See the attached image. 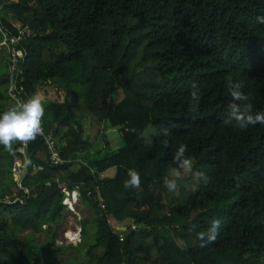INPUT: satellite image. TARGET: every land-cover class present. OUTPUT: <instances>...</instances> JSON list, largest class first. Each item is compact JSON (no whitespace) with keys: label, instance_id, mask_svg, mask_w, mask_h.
Returning a JSON list of instances; mask_svg holds the SVG:
<instances>
[{"label":"trees","instance_id":"trees-1","mask_svg":"<svg viewBox=\"0 0 264 264\" xmlns=\"http://www.w3.org/2000/svg\"><path fill=\"white\" fill-rule=\"evenodd\" d=\"M0 10L36 33L20 42L25 88L30 96L52 90L41 124L66 161L50 166L38 135L14 149L25 167L9 188L11 204L0 202V264H32L38 246L18 234L45 226L53 234L63 220L56 180L78 186L79 201L92 208L82 223L83 235L95 228L85 264H261L264 125L241 131L222 120L229 79L254 112L264 111V0H0ZM0 53L3 113L10 103ZM108 129L123 142L113 155ZM180 144L206 182L183 170L172 175ZM129 170L139 173V187H123ZM165 179L176 180L175 192ZM213 219L221 222L216 239H197Z\"/></svg>","mask_w":264,"mask_h":264},{"label":"clouds","instance_id":"clouds-1","mask_svg":"<svg viewBox=\"0 0 264 264\" xmlns=\"http://www.w3.org/2000/svg\"><path fill=\"white\" fill-rule=\"evenodd\" d=\"M264 23V18L260 20ZM242 85L233 82L231 79L227 82V91L230 102L223 114L222 123L226 127H234L241 131L248 129L250 126L264 125V111H255L252 103L249 102L248 96L241 90ZM190 98L198 102L199 93L195 84L191 85ZM44 106L42 101L35 95L22 101L3 113H0V147L11 150L14 142L27 143L36 138L41 132V119L44 116ZM188 146L180 144L173 155V162L176 167L171 170L172 175L179 178L180 171L191 173L206 182V176L203 172L194 171L192 160L186 156ZM129 178L124 181L125 189L139 187L140 175L135 170H129ZM164 185L169 192L177 190L176 180L165 179ZM71 200V198H70ZM221 226L219 219H213L211 226L206 232H198L197 239L211 242L218 235V229Z\"/></svg>","mask_w":264,"mask_h":264},{"label":"rangeland","instance_id":"rangeland-1","mask_svg":"<svg viewBox=\"0 0 264 264\" xmlns=\"http://www.w3.org/2000/svg\"><path fill=\"white\" fill-rule=\"evenodd\" d=\"M1 59L2 54L0 53V61ZM0 70L2 72L4 71L1 65ZM43 92L49 94V97L43 95ZM37 97L42 101V104H45L53 98V92L50 88L46 89L42 86L38 89ZM122 97V91L118 90L112 96V100L116 103ZM1 104L2 102L0 101V105ZM104 138L108 143V152L112 153L111 155L116 153L117 149L123 145L118 133L114 129H108L105 132ZM99 142L100 141H98L95 148L91 150L92 154L101 149L102 143L99 144ZM18 143L19 142H14L11 150L6 149L4 153H0V202L4 201L11 204L9 201H11L14 195L9 196V188H11L13 181H16V183L20 182L24 172L25 161L15 156L14 152ZM62 204L65 206L64 217L59 225L53 226V234L48 233L47 226L43 227L42 231L37 234H32L29 231L18 234L20 239L32 240L38 246L33 254L32 264H45L49 258V253H53L50 258V264H85L86 249L93 244L95 228L92 224H89L85 228V235H83L82 223L90 218L92 215V208L80 201L76 204H74V202L68 203L69 205L66 204V202ZM69 232L78 234V238L74 241L69 240ZM180 246H182V243ZM263 258L258 262L264 264ZM250 264L254 263L250 262Z\"/></svg>","mask_w":264,"mask_h":264},{"label":"built area","instance_id":"built-area-1","mask_svg":"<svg viewBox=\"0 0 264 264\" xmlns=\"http://www.w3.org/2000/svg\"><path fill=\"white\" fill-rule=\"evenodd\" d=\"M5 18L11 28H8L2 24V20ZM11 15L4 16L0 10V51L3 50L7 54V85H6V96L10 103V108L17 106L22 101H26L29 99L30 95L27 94L25 85V56L26 51L20 45V42L25 39H31L36 36V33L33 30L28 28H23L22 25L12 20ZM14 31V33L12 32ZM41 132L38 136L42 137L44 143L49 151V165L53 167H59L65 164L66 161L62 159L58 148L56 147L55 140L53 138L52 133L46 134L44 128L41 124ZM76 165H85L80 163V161H75ZM91 173H94L95 170L89 168ZM58 188L64 194L63 202L66 204L73 203L76 204L80 200L79 187L75 186L72 191L69 190V186L66 182L56 180L55 181ZM76 195V197H74ZM87 197H92V190H87ZM71 198V200H70ZM100 207L102 209L105 208L102 199H98ZM68 204V205H69ZM113 226H128L131 221H127L125 223H118L116 221H109Z\"/></svg>","mask_w":264,"mask_h":264},{"label":"bare ground","instance_id":"bare-ground-1","mask_svg":"<svg viewBox=\"0 0 264 264\" xmlns=\"http://www.w3.org/2000/svg\"><path fill=\"white\" fill-rule=\"evenodd\" d=\"M74 197H76V195H74ZM78 238V234H73V232H69L68 233V239L71 240V241H74ZM77 243V242H76Z\"/></svg>","mask_w":264,"mask_h":264},{"label":"water","instance_id":"water-1","mask_svg":"<svg viewBox=\"0 0 264 264\" xmlns=\"http://www.w3.org/2000/svg\"><path fill=\"white\" fill-rule=\"evenodd\" d=\"M8 204H9V203H8ZM182 249H183V250H186V247H185L184 245H182Z\"/></svg>","mask_w":264,"mask_h":264},{"label":"crops","instance_id":"crops-1","mask_svg":"<svg viewBox=\"0 0 264 264\" xmlns=\"http://www.w3.org/2000/svg\"><path fill=\"white\" fill-rule=\"evenodd\" d=\"M46 96H48L49 97V94H47ZM79 160V159H78Z\"/></svg>","mask_w":264,"mask_h":264}]
</instances>
